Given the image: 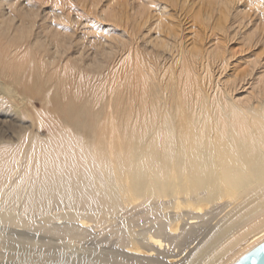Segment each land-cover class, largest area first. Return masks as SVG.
<instances>
[{
  "label": "bare ground",
  "instance_id": "obj_1",
  "mask_svg": "<svg viewBox=\"0 0 264 264\" xmlns=\"http://www.w3.org/2000/svg\"><path fill=\"white\" fill-rule=\"evenodd\" d=\"M48 1H0V264L47 260L54 236L117 246L114 264H234L263 243L264 0H199L223 20L192 47L161 16L190 0H78L97 25L72 28L77 0Z\"/></svg>",
  "mask_w": 264,
  "mask_h": 264
},
{
  "label": "rangeland",
  "instance_id": "obj_2",
  "mask_svg": "<svg viewBox=\"0 0 264 264\" xmlns=\"http://www.w3.org/2000/svg\"><path fill=\"white\" fill-rule=\"evenodd\" d=\"M1 1V0H0ZM52 1L53 0H49L45 5L46 6H44L43 8H45V9H43V10H46L47 9V12H48V10H49V13H50V9H51V4H50V2L52 3ZM108 1V3H110V1H112V0H107ZM115 0H113V4H115V6L117 5V7H118V9H120L119 7H122L121 6V2H123V0L121 1V0H116L115 2H114ZM118 1V2H117ZM244 1V0H243ZM76 2H78V0L77 1H75V3L74 2H72L71 4H72V12L71 11H67V12H64V13H62V21L64 22V25L67 27V28H72V26L74 25V18H76V16L78 17L77 18V21L78 22H76V23H81V22H85V21H87V22H89V20L90 21H92L93 23H94V25H97V22H96V19L94 18V16L92 15H90L89 14V10H91V5H89V3H85V1H79L78 3H76ZM106 2V1H105ZM189 3L190 2H192V4L191 5H189V3H187L188 5H186L187 7H184L183 8V10H181L179 7H177V6H173V5H171V7H166V9L164 10V13L163 14H161V16H163L162 18H164L165 20H167V21H172L173 20V24H176V25H183V27H184V29H185V38H187V39H185L186 41V44H188L189 45V47H192V42L194 41V40H196V39H198V40H201L202 39V41L205 39V36L207 35V34H209L210 33V31H209V28H208V26L209 25H207V23H203V21L202 20H204V22H205V20H206V17H207V14H211L212 15V17L211 18H213V19H211L209 16H208V20H209V23L212 25V24H214L215 22H220V21H222L223 20V15H222V13L221 12H219V11H217V12H212L211 11V9H210V11H208V10H206L207 8H208V6H205V8L206 9H204L203 8V4L199 1V0H195V1H193V0H190V1H188ZM195 2V3H194ZM34 3H36V2H34ZM107 3V2H106ZM126 3V2H125ZM200 3V4H199ZM78 6H77V5ZM88 4V5H87ZM111 4H112V2H111ZM168 4V3H167ZM197 4V5H196ZM202 4V5H201ZM75 5V6H74ZM123 5V4H122ZM126 5V4H125ZM124 5V6H125ZM53 6V5H52ZM81 6V7H80ZM90 6V7H89ZM114 6V7H115ZM201 8H200V7ZM75 7V8H74ZM77 11H76V10ZM122 9V8H121ZM198 9H200V11H201V13L202 14H199V11H198ZM203 9V10H202ZM73 10H75V11H73ZM82 10V11H81ZM85 10H86V12H85ZM59 11H63V10H59ZM71 12V13H70ZM166 12V13H165ZM91 13V12H90ZM194 13V14H193ZM198 13V14H197ZM213 13V14H212ZM250 13L251 14H255V12H254V10H250ZM51 14V13H50ZM80 14V15H79ZM87 14H89V15H87ZM177 14V15H176ZM193 14V15H192ZM174 15H176L175 17H174ZM196 17H195V16ZM199 15H202V19L201 18H199L198 16ZM68 18H67V17ZM171 16H173V17H171ZM83 17V18H82ZM73 19V20H70V19ZM199 18V19H198ZM221 18V19H220ZM49 20H48V22L50 23V24H52V25H57V23L59 24V23H61L62 21H60V20H55L56 22H54V20L53 19H50V18H48ZM65 19V20H64ZM88 19V20H87ZM169 19V20H168ZM175 19V20H174ZM182 19V20H181ZM94 20V21H93ZM99 20V19H98ZM106 20H108L109 21V19H103V20H101V23H99L100 25H98V26H100V27H102L103 28V30H105V29H107V30H110V31H112V32H115L116 34L118 33V34H121L122 32H121V29L122 30H124V26H123V24H118V23H114V22H112L111 21V19H110V21L111 22H108V21H106ZM178 20V21H177ZM193 20V21H192ZM51 21V22H50ZM72 22V23H71ZM176 22V23H175ZM201 22V23H200ZM56 23V24H55ZM114 23V24H113ZM113 26H112V25ZM185 24V25H184ZM120 25H121V27H120ZM195 27H194V26ZM193 26V27H192ZM188 27V28H187ZM194 29V30H193ZM80 30V29H79ZM78 30V31H79ZM192 30L193 31H195V30H197V31H195V32H193L192 33ZM77 31V32H78ZM76 32V33H77ZM217 32V31H216ZM80 33H82L81 32V30L78 32V36L80 35H82V34H80ZM191 33V34H190ZM91 36H92V34H93V36L95 37V34H97V33H95V32H90L89 33ZM84 35V34H83ZM85 35H87V34H85ZM194 35V36H193ZM203 35V36H202ZM89 36V35H88ZM192 36H193V39H192ZM190 38V39H189ZM187 40H188V42H187ZM193 40V41H192ZM201 41V42H202ZM203 43V42H202ZM237 47V46H236ZM234 62H238V61H234ZM237 64V63H236ZM239 69V71H243V70H245V69H247V62H245V60H241V63L239 64L238 63V65H236ZM234 68V67H233ZM235 69V68H234ZM7 80V79H6ZM5 81V80H4ZM8 81V80H7ZM6 82V81H5ZM10 82V81H9ZM39 108H41V105H39L38 106ZM0 126H2V124H0ZM107 235V234H106ZM48 237V236H47ZM59 239V237H57V238H55V236L52 238V240H51V237H48V239L46 238V240H48V241H50V245L51 246H53L54 245V247L51 249L52 250V255L50 256V257H47V260H44V261H42V258H39V259H36V261H32L31 260V258H28V259H23V258H21V260L20 261H18V262H15L14 264H18V263H20V264H87V263H89V264H91V263H93V264H104V262H105V264H114L113 262H111L109 259H111V255H113V253H111V251H113V250H115V249H117V246L116 247H114V246H112L111 244H108V243H102V244H100L99 245V247H97V245L98 244H96L94 241V239H93V241H92V239H88L87 241H84L83 242V244L82 243H80V246H77L78 245V243H74V244H69L67 241H65V242H63L62 240H58ZM61 239V238H60ZM53 241V242H52ZM61 241L63 242V243H61ZM90 241H92L93 242V244L91 243L90 244ZM52 242V243H51ZM89 243V244H88ZM53 244V245H52ZM96 244V245H95ZM62 245V248L60 247ZM94 246V248H93V246ZM102 245H104L103 246V248H102ZM111 245V246H110ZM91 246V247H90ZM109 246V247H108ZM57 247V248H56ZM23 248L24 247H22V248H20V251H23V253H24V250H23ZM82 248V249H81ZM86 249V251L84 250V249ZM93 248V249H92ZM109 248H111V249H109ZM24 249H26V248H24ZM99 249V250H98ZM101 249V250H100ZM103 249V250H102ZM82 250V251H81ZM111 250V251H110ZM14 251V250H13ZM19 251V252H20ZM54 251V252H53ZM85 251V255L83 254V252ZM96 251H98V253H100V254H102V259L101 258H99V259H95V258H93V253L95 252L96 253ZM100 251V252H99ZM15 252H16V250H15ZM77 252V253H76ZM21 253V252H20ZM22 253V254H23ZM79 254H82V257H81V255L80 256H78ZM104 254V255H103ZM83 255L85 256V258H83ZM89 256V258L90 259H87V257ZM92 256V257H91ZM111 256V257H110ZM95 257V256H94ZM92 258V259H91ZM106 258H108V259H106ZM97 260V261H95V260ZM25 260H27V261H25ZM30 260V261H29ZM83 260V261H82ZM88 260V261H87ZM90 260H93V262H91ZM107 260V261H106ZM112 261H113V258L111 259ZM240 260V259H239ZM238 260V261H239ZM41 261V262H40ZM86 261V262H85ZM103 261V262H102ZM95 262V263H94ZM236 263V262H235ZM234 263V264H235Z\"/></svg>",
  "mask_w": 264,
  "mask_h": 264
},
{
  "label": "water",
  "instance_id": "obj_3",
  "mask_svg": "<svg viewBox=\"0 0 264 264\" xmlns=\"http://www.w3.org/2000/svg\"><path fill=\"white\" fill-rule=\"evenodd\" d=\"M235 264H264V242L244 255Z\"/></svg>",
  "mask_w": 264,
  "mask_h": 264
}]
</instances>
